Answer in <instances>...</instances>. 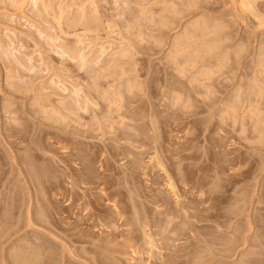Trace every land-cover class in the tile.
Here are the masks:
<instances>
[{
  "label": "rangeland",
  "instance_id": "rangeland-1",
  "mask_svg": "<svg viewBox=\"0 0 264 264\" xmlns=\"http://www.w3.org/2000/svg\"><path fill=\"white\" fill-rule=\"evenodd\" d=\"M238 1L0 0V175H4L0 182V200L3 194L11 190H22L20 192H24L26 206L28 203L32 204L31 198H28L30 195L26 192L28 185L24 182L25 169L22 168L21 171L17 165L18 156L24 152L20 149L24 150L29 139L48 134L50 138L47 136L48 140L46 137L44 139L50 151L40 146L37 153L44 154V161H37V164L46 167L52 183L59 186L45 198L50 200V210L61 214L60 217L67 225L73 226L78 220L82 224L81 219H85V215L91 211L102 218L119 211L118 214L121 213L125 216L123 218L131 221L129 229L135 230L134 234L139 235V227L134 220L135 214L139 212V217L146 218L145 222L149 220L146 222L147 229L153 236L156 235L155 241L159 245V242L166 241L165 246H162L163 243L160 246L167 248L169 245L172 248L167 249L171 252L173 246L180 247L185 245V241H190V245H201L199 254L196 245L194 248L197 252L195 255L200 256H196L198 261L203 260L202 264H238L240 261L244 264L248 260L247 264L254 260L264 263V243H261L264 239L258 238L259 235H264V0L256 1L248 11L244 8L243 11ZM77 50H81L86 56L85 65L77 58L74 61L70 58L71 53ZM28 59H31L30 63ZM85 99L88 102L87 111L78 110L80 104L76 101L82 103ZM118 105L124 110L116 114L119 111ZM73 108L75 109L70 110ZM125 109L128 111L125 112ZM119 113H125L123 120L127 121L121 120ZM11 126L24 133L27 144L19 142L16 137L8 138L10 133H7V128ZM150 130L156 134L155 137ZM118 132H124L127 136ZM115 134L123 137H114ZM60 135L64 136L61 137L63 141L70 140L74 143H59ZM151 136L165 149V153L166 150L175 153L186 144V138L193 139L189 143L191 150L185 153L190 160L176 163L175 167L180 170L185 165H190L191 168L195 167L192 168L193 171L201 170L197 172L199 176L206 177L210 174L212 177L215 175L214 168L222 169L217 180L212 179L213 184L210 185L217 187L225 196L222 200L212 202L221 213L220 220L217 219L219 223L214 220L195 223L198 220L190 217L194 214L193 210L191 215L190 211L187 212L189 216L181 213L188 222L185 223L187 228H191L189 222H193L194 228H204L203 234L197 233L201 229L197 231L195 228L197 232L193 233L195 230L191 228V231H186L187 235L184 233L181 236L178 233L180 237L177 238V232L175 236L174 232L168 231L171 226L166 229L162 223L165 218L161 215L158 218H164L161 222L165 227L163 234V229L158 230L161 224L157 226L152 222L158 212L154 210L153 203L151 205L149 202L152 196L164 197L163 206L167 208L162 206L160 211L172 210L176 208V204L173 196L165 189V180L160 172L144 169L146 175H142V168L149 159L148 155L152 153L149 148L154 145L148 139ZM141 140L146 143L144 149H140V144H137ZM6 141L21 144L17 146L18 149L14 147L16 150L8 147ZM156 142L155 146L158 148ZM161 146L158 149L163 151ZM70 150L73 151V157L68 159L66 153ZM169 152L166 154L171 157ZM113 157L115 158L112 159ZM176 157L174 155L171 158L175 161ZM62 159L70 161L68 164L72 171L65 169ZM136 160L141 162V166L139 162L135 166L136 169L137 166L139 168L137 171L132 167V163H137ZM83 167L88 172L91 170L95 179L89 182L85 180L86 182H82L84 185L80 184V189L90 194V198L77 202L76 196H80L82 192L71 187L74 182L66 174ZM102 181L110 182H105L109 190L101 195L100 192L105 188ZM180 185L177 187L178 194L182 196L179 200L187 202L189 194L184 195V186ZM116 193L118 195L112 196ZM84 202L90 205L86 212L83 210ZM77 204L82 206L78 207ZM194 206L202 208L199 204ZM33 209L35 212V207ZM13 213L7 216V223L11 224L8 227L11 229L18 221L24 223L23 214L26 211ZM179 219L180 216L176 220ZM182 220H179L180 223L184 222ZM185 224L183 227H186ZM115 225L105 222L106 227L101 226L99 230L80 225L78 229L85 233L82 239L68 238L52 226H48L52 231L46 230V233L42 227H23L19 232H7L9 236L6 231L0 230L4 233L0 235V264H5L10 250L21 240L32 239L33 236L47 241L54 251L51 256L53 261L50 263L51 260H43L44 264H97L95 255L84 251L90 249L85 241L93 235V238L104 234L107 236L114 229L122 231L124 235L126 228L118 229ZM62 228L65 227L62 225ZM165 229L169 232L166 234L171 241L166 240ZM118 232H115L117 236ZM205 233L219 239L210 243L209 238L206 240L205 237H209V234ZM196 234L200 242L190 239ZM119 239L117 242L122 244L126 237L123 241ZM167 249L162 251L164 256L169 254ZM141 256H136L135 260L143 263L147 257ZM118 258L120 264H128L125 263L128 258Z\"/></svg>",
  "mask_w": 264,
  "mask_h": 264
},
{
  "label": "bare ground",
  "instance_id": "bare-ground-1",
  "mask_svg": "<svg viewBox=\"0 0 264 264\" xmlns=\"http://www.w3.org/2000/svg\"><path fill=\"white\" fill-rule=\"evenodd\" d=\"M256 1H258V0H239L238 1V3H239V5L242 7V10H243V8L245 9V11H248V10H251V8H253L254 7V4L256 3ZM189 5V4H188ZM168 7V6H167ZM197 7V6H196ZM50 8V7H49ZM169 8V7H168ZM173 8V7H172ZM47 9V8H46ZM52 9V8H51ZM185 9V8H184ZM190 9V8H189ZM172 10V9H171ZM44 11H47V10H44ZM170 11V10H169ZM244 11V10H243ZM165 12H166V10H165ZM179 12V11H178ZM188 12V11H187ZM181 13V12H180ZM248 13V12H247ZM174 14V13H173ZM176 14V13H175ZM82 15H84V14H82ZM87 17V16H86ZM82 18H85V17H82ZM87 20V19H86ZM169 21V20H168ZM167 21V22H168ZM165 22V21H164ZM159 23H162V22H159ZM207 23V22H206ZM196 24V23H195ZM201 24V23H200ZM194 25V24H193ZM197 25V24H196ZM205 24H203V26H204ZM210 25V24H209ZM202 26V25H201ZM163 27V26H162ZM186 27V26H185ZM197 27V26H196ZM192 28V27H191ZM204 29H206L205 27H204ZM223 29V28H222ZM221 29V30H222ZM202 30V29H201ZM189 31H190V29H189ZM194 31H195V29H194ZM197 31V30H196ZM203 31V30H202ZM202 31H200V32H202ZM183 32V31H182ZM187 32V31H186ZM191 32V31H190ZM199 32V31H198ZM216 32V31H215ZM223 33V32H222ZM218 34V33H217ZM205 36V35H204ZM182 37V36H181ZM188 37V36H187ZM190 37V36H189ZM193 37V36H192ZM54 38V37H53ZM218 38V37H217ZM51 39V38H50ZM49 39V40H50ZM176 39H178V38H176ZM221 40V39H220ZM225 40V39H224ZM178 41H179V39H178ZM181 41L183 42V40L181 39ZM10 42V41H9ZM156 42V41H155ZM182 42H181V44H182ZM79 43V42H78ZM77 43V44H78ZM180 43V42H179ZM184 43V42H183ZM188 43V42H187ZM129 44V43H128ZM135 44V43H134ZM176 44V43H175ZM211 44V43H210ZM1 45V44H0ZM178 45V44H177ZM208 45V44H207ZM7 46V45H6ZM76 46H78V45H76ZM132 46V45H131ZM179 46H180V44H179ZM204 46V45H203ZM134 47V46H133ZM176 47V46H175ZM182 47V46H181ZM1 48V47H0ZM12 48V47H11ZM10 48V49H11ZM69 48V47H68ZM73 48H75V47H73ZM179 48V47H178ZM15 49V48H14ZM102 49V48H101ZM181 49V48H180ZM198 49V48H197ZM5 50V49H4ZM9 50V49H8ZM13 50V49H12ZM75 50V49H74ZM133 50V49H132ZM179 50V49H178ZM14 51V50H13ZM66 51H69V50H66ZM70 51H72V50H70ZM81 51V50H80ZM79 50H77L76 52H73V53H71V52H68V53H71V56H70V58L72 57V60L73 59H78V60H80L79 62L82 64H84L85 65V62H86V56L84 55V54H82V51L80 52ZM204 51V50H203ZM6 52H7V50H6ZM9 52V51H8ZM17 52V51H16ZM62 52H63V50H62ZM101 52V51H100ZM105 52V51H104ZM179 52V51H178ZM14 53V52H13ZM18 53V52H17ZM84 53V52H83ZM97 53V52H96ZM180 53V52H179ZM208 53V52H207ZM243 53V52H242ZM66 54V53H65ZM176 54V53H175ZM182 54V53H181ZM180 54V55H181ZM7 55H8V53H7ZM6 55V56H7ZM14 55V54H13ZM12 55V56H13ZM70 55V54H69ZM95 55V54H94ZM123 55V54H122ZM178 55V54H177ZM15 56V55H14ZM68 56V55H67ZM88 56V55H87ZM100 56H101V54H100ZM121 56V55H120ZM129 56V55H128ZM168 56V55H167ZM171 56V55H170ZM223 56V55H222ZM262 56V55H261ZM9 57H10V55H9ZM24 57V56H23ZM22 57V58H23ZM94 57V56H93ZM174 57V56H173ZM176 57V56H175ZM238 57V56H237ZM4 58V57H3ZM10 58H12V57H10ZM180 58V57H179ZM12 59H15V58H12ZM167 59V58H166ZM174 59V58H173ZM16 60V59H15ZM29 60V63H30V60L31 59H28ZM27 60V61H28ZM74 61V60H73ZM100 61V60H99ZM175 61H177V60H175ZM15 62V61H14ZM17 63V62H16ZM79 63V64H80ZM92 63V62H91ZM96 63V62H95ZM118 63H120V62H118ZM87 64V63H86ZM126 65V64H125ZM169 65V64H168ZM175 65H176V63H175ZM81 66H83V65H80V67ZM172 66V65H171ZM87 67V66H86ZM126 67V66H125ZM180 67V66H179ZM22 68V67H21ZM83 68V67H82ZM81 68V69H82ZM119 68V67H118ZM191 68H192V66H191ZM190 68V69H191ZM86 69V68H85ZM134 69V68H133ZM17 70V69H16ZM83 70V69H82ZM132 70V69H131ZM193 70V69H192ZM192 70H191V72H192ZM207 70V69H206ZM210 70V69H209ZM185 72V71H184ZM209 72V71H208ZM180 74V73H179ZM183 74V73H182ZM205 74V73H204ZM208 74V73H207ZM210 74V73H209ZM185 75V74H184ZM190 75V74H189ZM196 75V74H195ZM199 75V74H198ZM206 75V74H205ZM213 75V74H212ZM201 76V75H200ZM211 76V75H210ZM195 78V77H194ZM201 78V77H200ZM208 78V77H207ZM211 78V77H210ZM14 79V78H13ZM133 79V78H132ZM191 80V79H190ZM254 80V79H253ZM20 82V81H19ZM52 82V81H51ZM189 82V81H188ZM206 82V81H205ZM208 82H209V80H208ZM133 83V82H132ZM165 83V82H164ZM198 83H200V82H198ZM203 84V83H202ZM210 84V83H209ZM53 85V84H52ZM139 85V84H138ZM157 85V84H156ZM188 85V84H187ZM195 85H196V83H195ZM147 86V85H146ZM206 86V85H205ZM255 86V85H254ZM52 87V86H51ZM110 87V86H109ZM108 87V88H109ZM112 87V86H111ZM136 87V86H135ZM207 87V86H206ZM257 87V86H256ZM58 88V87H57ZM208 89H209V87H207ZM213 88V87H212ZM260 89V88H259ZM22 90V89H21ZM26 90V89H25ZM113 90V89H112ZM123 90V89H122ZM138 90V89H137ZM141 90V89H140ZM18 91V90H17ZM27 91V90H26ZM79 91V90H78ZM81 91V90H80ZM44 92V91H43ZM256 92V91H255ZM107 93V92H106ZM105 93V94H106ZM120 93V92H119ZM119 93H117V94H119ZM169 93V92H168ZM73 94H74V92H73ZM77 94H79V92L77 93ZM105 94H103V95H105ZM164 94V93H163ZM208 94V93H207ZM259 94V93H258ZM22 95V94H21ZM74 95H76V94H74ZM103 95H102V97H103ZM110 95V94H109ZM141 95H143V93L141 94ZM50 96V95H49ZM108 95L106 94V97H107ZM121 96V95H120ZM78 96H75V98H77ZM106 97H104V98H106ZM110 97V96H109ZM119 97V96H118ZM185 97V96H184ZM203 97V96H202ZM236 97V96H235ZM74 98V99H75ZM82 98V97H81ZM86 98V97H85ZM108 98V97H107ZM117 98V97H116ZM121 98H123V97H121ZM120 98V99H121ZM178 98V97H177ZM109 99V98H108ZM153 99V98H152ZM37 100H38V98H37ZM40 100V99H39ZM109 100H111V99H109ZM113 100V99H112ZM118 101V100H117ZM169 101V100H168ZM176 101H178V100H176ZM78 104H80V106H79V109L78 110H83V111H87V109H86V107L88 106L87 104H88V102L86 101V99H85V101H82V103L80 102V101H76ZM113 102V101H112ZM112 102L110 103V104H112ZM164 102V101H163ZM35 103V102H34ZM114 104L116 103V101H114L113 102ZM121 103V102H120ZM140 103V102H139ZM142 103V102H141ZM148 103V102H147ZM82 104V105H81ZM113 104V105H114ZM149 104V103H148ZM175 104V103H174ZM75 105H76V107H77V104L75 103ZM121 105V104H120ZM120 105H118L119 107H118V109L117 110H119V111H117L116 112V114L118 113V112H120V111H123L124 109H122V107L120 106ZM127 105V104H126ZM129 105V104H128ZM131 105V104H130ZM135 105V104H134ZM33 106H36V105H33ZM32 106V107H33ZM68 106V105H67ZM71 106H72V104H71ZM70 106V107H71ZM116 106V105H115ZM229 106V105H228ZM74 107V106H73ZM38 108V107H37ZM40 108V107H39ZM62 108H64L63 107V105H62ZM112 108V107H111ZM160 108V107H159ZM183 108V107H182ZM251 108V107H250ZM4 109H6V108H4ZM59 109H61V108H59ZM75 108H73V109H70V110H74ZM77 109V108H76ZM122 109V110H121ZM239 109V108H238ZM58 110V109H57ZM56 110V111H57ZM70 110H68V112L70 111ZM111 110V109H110ZM110 110H109V112H110ZM133 110H135V109H133ZM223 110V109H222ZM255 110V109H254ZM253 110V111H254ZM60 110H58V113H61V112H59ZM126 111H128V110H126L125 109V112ZM237 111V110H236ZM44 112V111H43ZM78 112V111H77ZM132 112V111H131ZM131 112L129 113V114H131ZM244 112V111H243ZM256 112V111H255ZM5 113V112H4ZM111 113V112H110ZM113 113V112H112ZM134 113V112H133ZM221 113V112H220ZM231 113V112H230ZM247 113V112H246ZM153 114V113H152ZM213 114V113H212ZM227 114V113H226ZM50 115V114H49ZM52 115V114H51ZM119 115L120 116H122L121 117V120H123L124 119V117L126 116L125 115V113H122V114H120L119 113ZM124 115V116H123ZM132 115V114H131ZM134 115V114H133ZM225 115V114H224ZM253 115V114H252ZM251 115V116H252ZM63 116V115H62ZM76 116V115H75ZM227 116V115H226ZM14 117V116H13ZM59 117V116H58ZM7 118V117H6ZM18 118H20V117H18ZM51 119V118H50ZM53 119V118H52ZM55 119V118H54ZM60 119V118H59ZM147 119V118H146ZM58 120V119H57ZM101 120V119H100ZM107 120V119H106ZM120 120V121H121ZM223 120H225V119H223ZM234 120V119H233ZM19 121V120H18ZM110 121V120H109ZM123 121H127V120H123ZM243 121H244V119H243ZM16 122V121H15ZM56 122V121H55ZM60 122V121H59ZM103 122V121H102ZM117 122V121H116ZM122 122V121H121ZM12 123V122H11ZM119 123V125H120V122H118ZM117 123V124H118ZM150 123V122H149ZM223 123V122H222ZM232 123V122H231ZM234 123V122H233ZM232 123V124H233ZM17 124V123H16ZM54 124V123H53ZM101 124V123H100ZM151 124H153L152 122H151ZM14 125V124H13ZM116 125V124H115ZM118 125V126H119ZM122 125V124H121ZM131 125V124H130ZM150 125V124H149ZM124 126V125H123ZM240 126H242V125H240ZM125 127V126H124ZM168 127V126H167ZM262 127V126H261ZM111 128H112V126H111ZM110 128V129H111ZM122 128V127H121ZM152 128V127H151ZM189 128V127H188ZM242 128V127H241ZM103 129V128H102ZM123 130V129H122ZM131 130V129H130ZM188 130V129H187ZM220 130V129H219ZM72 131V130H71ZM116 131V130H115ZM115 131H114V133H115ZM151 131V133H152V130H150ZM183 131V130H182ZM24 132V131H23ZM113 132V131H112ZM139 132V131H138ZM7 133H10V135L8 136V138H12V137H16L17 138V140H19V142H23V143H25V141H27L26 140V138L24 137L25 135H23L24 133H22V131L20 130V129H18V128H16L15 126H11V127H9V128H7ZM78 133V132H77ZM117 133V132H116ZM119 133H123L124 134V136L126 135L127 136V134H125L124 132H118V134ZM185 133V132H184ZM59 134H61V133H59ZM101 134V133H100ZM134 134V133H133ZM189 134V133H188ZM261 134V133H260ZM121 135V134H120ZM137 135V134H136ZM152 135L154 136V135H156V134H153L152 133ZM193 135V134H192ZM47 136H48V134H46L45 136H39V137H33L34 139H29L28 141V145H24L25 147H23L24 148V150L23 149H20V150H22V154L20 155L19 154V156H18V158H19V161H17L18 162V167L21 169V171H23L22 170V168H24L25 169V171H24V182H26V184L28 185V187H27V193H28V195H30V196H28V198H31V200H32V204H30L31 206H32V209L35 207V212H33L34 211V209H33V211H32V209L30 208L31 206L29 205V203H28V205L26 206V204H25V202H24V199H23V193L22 192H20V191H22V190H13V192H12V190L9 192V193H6L5 195L3 194V196H2V199L0 200V230H2V231H6V233L7 232H9V231H12L13 230V232L16 230V231H18L19 232V230H21V229H24L23 227H30V226H38V227H42L43 228V230H44V233H46L45 231L47 230V232H50V231H52V230H50L49 228H48V226H52V227H54V228H56V229H59L60 231H61V233L62 234H65V236L66 237H68V238H79V239H82L83 238V235L85 234V233H83V231H81V230H79L78 228L79 227H81L80 225H86V226H88V227H90V228H92L93 230H99L100 229V227L101 228H105L106 226H105V222H107V223H112V225L114 224H118V225H115V228H120V227H123V228H126V230L124 231V235H123V233H122V231L121 232H118V231H116L117 229H114V232H112L111 234H108L107 232V236H106V234H104V235H102L101 237H95V238H93L95 235H93V237L91 238V239H89V240H87V241H85V243H87L89 246H90V249L89 250H84L85 252H88V253H92L93 255H95L96 256V259H95V256H94V260H95V262H97V264H109V263H116V264H120V262H119V258L118 257H120V258H122V257H125V259L126 258H128V259H126L127 261H125V263H127L128 262V264H202V262H203V260H202V262L199 260L198 261V259H197V255L199 254V251H198V249H201L200 247H201V245H198L197 246V244L198 243H196V241H195V245L197 246H195V245H193L194 243H192L191 245L190 244H188V242L190 243V241H185L186 243H185V245H181L180 247L179 246H176V248H175V246H173L174 247V249H173V251L171 252V248L169 247V245H167L166 243V245L170 248L169 250L166 248V247H162V246H165L164 245V242H166V241H164L163 239H161L162 241H164V242H159V243H161L160 245H162V243H163V245L162 246H160L159 244H158V241H155V239H154V236H156L155 234H154V236L152 235V233H150L149 231H148V225H147V223L146 222H148L147 220H146V222H145V220L144 219H146V218H141V217H139L140 216V214H139V212H138V214H135V216H134V214H133V216H134V220L136 221L135 223L136 224H138V226L137 227H139L138 228V230H139V235H136V234H134V233H136L135 232V230L133 231V230H130L129 229V226H130V223H131V221L129 220V219H125V218H123V217H125V216H123V215H121V213L120 214H118L119 213V211H118V213L117 212H115V213H112V214H110L109 216H107V217H101L100 215H97V214H95L94 212L93 213H91L90 211V213H88L87 215H85V219H81V222H82V224H79L78 222H79V220H78V222L77 223H75V224H73V226H70V224H66V222H64L63 221V218L62 217H60V215L61 214H59L57 211H55V209H54V211L55 212H53L52 210H50V208H52V207H49V198L47 199V198H45V196L47 195V194H49V193H54L55 192V190L56 189H58V185H55V184H53L52 182H53V180H51L49 177H48V173H49V171H48V169L46 168V167H43V166H40V165H38L37 164V161H44V159H43V157H44V154L43 153H41L42 155H38V151H40V149H39V147L40 146H42L44 149H46V150H48V151H50L49 150V147H48V145L46 144V139L48 140V138H47ZM109 136V135H108ZM114 136V135H113ZM44 137H46V139H44ZM49 137V136H48ZM61 137H64V136H61L60 135V137H58V142L59 143H61L63 140L61 139ZM67 137V136H66ZM114 137H119L118 135H116L115 134V136ZM123 137V136H122ZM121 136L119 137V138H122ZM155 137V136H154ZM50 138V137H49ZM63 139H65V138H63ZM113 140L115 139V138H112ZM117 139V138H116ZM148 139H150L151 140V144H154V145H152V147H150L149 148V151H152V153L151 154H147L148 156H149V159H148V161H147V163H145L144 165H145V167L144 168H142L143 169V171H142V175L144 176V175H146V173L144 172V169H146V171L148 170V171H150V172H153L154 170H156V171H158V172H160L161 173V175H163V177H164V180H165V184H164V186H165V189H167V191L173 196V198H174V200H175V206H176V208H173L172 210H169V209H164V211H160L159 209H162L164 206V204H165V202H164V197L162 198V196L161 195H159V196H152V200L150 201L149 200V202L151 203H153V205H152V203H151V205L152 206H154V210H157L158 212L156 213V215H155V218L153 217L152 218V222L154 223V224H161L160 226H161V228H159V227H157V228H159L158 230H162L161 232H162V234H163V231H164V226H166V229H168V227H170L171 226V228L170 229H168V231H170V232H174L173 234L176 236V234H175V232H177V238H179L180 236H178V233H180V235L181 236H184V233L187 235L188 233L186 232V231H191L193 228H194V226H192L194 223L192 222V223H190L189 222V224H191L190 225V227L192 228H187V226L188 225H186L185 223H188L187 221H185L184 220V216L181 214V213H183L184 215L187 213V212H189L190 213V215H191V210H193V212H194V214H192L190 217H192V218H194V219H192V220H195V219H197L198 221L197 222H195V223H199L200 224V222L202 223V222H204V223H206V222H209V220H214L216 223H217V221H218V223H219V218L221 217V213H219V209L218 208H216V206L215 205H213L212 204V202H215V201H218V200H222L223 199V197H225L224 196V194H222L223 192H219L218 190H217V187H212V186H210L211 184H213L212 183V179H215L216 178V180H217V178H218V176L222 173V169L221 168H214V170H215V175L214 176H210V174L209 175H207L206 177H203V176H199L198 174H197V172H201V170H199V171H197L196 172V170H192V168H194L195 169V167H193L192 166V168H191V166L190 165H185L184 166V168L182 167V170H180L179 168H176L175 166H176V163H178V164H180L181 162H183V161H188V160H190V157H189V155L188 154H185V153H187L188 151H190L191 150V145H189V143H190V141L192 142L193 141V139L192 138H186L185 139V142L184 143H186V144H188V145H186V144H184L183 146H181V147H179L178 149H179V151H177V152H175V153H173L172 151L171 152H169V151H167L166 150V153L167 152H169L172 156L171 157H173L174 155L175 156H177L175 159L177 160V162H175L174 161V159L173 158H171V157H168V155L165 153V149H163V147L161 146V145H159L155 140H154V138L151 136V138H149L148 137ZM204 139V138H203ZM50 140H52V139H50ZM103 140V139H102ZM149 140V141H150ZM61 141V142H60ZM65 141H67L68 142V140H64L63 142H65ZM140 141V140H139ZM142 141V140H141ZM3 142V141H2ZM58 142H56L57 144H59ZM69 142H70V140H69ZM68 142V143H69ZM155 142L157 143L156 145L158 146V148L161 146L162 147V149H163V151H160L156 146H155ZM22 143V144H23ZM71 144L72 143H74V142H70ZM137 143V142H136ZM5 144V143H4ZM6 144L8 145V147L10 146L12 149L14 148V147H16L17 148V146L19 147V145L21 144H17L16 142H14V143H12V142H8V141H6ZM25 144H27V143H25ZM70 144V145H71ZM137 144H140V149H144L143 147H145L146 146V143H144V141H142V142H139V143H137ZM150 144V145H151ZM62 145H64V144H62ZM75 145V144H74ZM28 146V149L26 148ZM88 146V145H87ZM180 146V145H179ZM6 147V146H5ZM69 147V146H68ZM16 148H14V149H16ZM41 148V147H40ZM42 148V149H43ZM63 148V147H62ZM66 147H64V149H65ZM18 149V148H17ZM16 149V150H17ZM43 149V150H44ZM63 149V150H64ZM68 149V148H67ZM73 149V148H72ZM161 149V150H162ZM172 149V148H171ZM3 150H6V148L5 149H3ZM8 150H10V149H8ZM66 150V149H65ZM76 150V149H75ZM78 150V149H77ZM176 150V149H175ZM104 151V150H103ZM19 152V151H18ZM21 152V151H20ZM43 152V151H42ZM65 152V151H64ZM144 152V151H143ZM143 152H142V154H143ZM1 153V152H0ZM66 153V152H65ZM115 153H117V151H115ZM114 153V154H115ZM146 153V152H145ZM168 153V154H169ZM6 154V153H5ZM113 154V155H114ZM118 154V153H117ZM117 154H115V157L117 156L118 157V155ZM140 154H141V152H140ZM164 154H166V155H163ZM204 154V153H203ZM141 156V155H140ZM66 157L68 158V159H71L72 157H73V151L72 150H70V152L69 153H66ZM103 157V156H102ZM112 157V156H111ZM115 157H113L112 159H114ZM54 158V157H53ZM68 159H62L61 161L64 163H62L63 165H65V169L67 168L68 170H70V171H72V168L70 167V165L68 164V163H70V161L68 160ZM165 159H166V161H165ZM74 160V159H73ZM137 161V160H136ZM136 161H134V162H136ZM138 162L139 161H137V163L135 164V163H132L134 166H132L133 168L138 164ZM169 163V164H168ZM141 164V162H139V166H141L140 165ZM108 165V164H107ZM16 166V165H15ZM173 166H174V168H173ZM216 167V166H215ZM17 168V167H16ZM109 168V167H108ZM123 168V167H122ZM19 169V170H20ZM134 169H136V167L134 168ZM134 169H133V171H134ZM137 169H139L138 168V166H137ZM137 169H136V171H137ZM90 170V169H89ZM109 170V169H108ZM113 170V169H112ZM126 170V169H125ZM1 171V170H0ZM132 171V170H131ZM135 172V171H134ZM149 172V173H150ZM21 173V172H20ZM70 173V172H69ZM66 174V176L68 177V178H70L72 181L71 182H74V184L73 185H71V187H73V188H77V189H79L78 191H80L81 189H80V184H82V185H84V183H82V182H86L85 180H87V182H89V181H92L93 179H95V178H93V175H92V173H91V170H90V172H88V170L86 169V168H81V169H79V170H75L74 171V173L72 172V173H70V174ZM89 173H91V174H89ZM124 173V172H123ZM132 174H133V172H131ZM64 174V173H63ZM62 174V175H63ZM22 175V174H21ZM65 175V174H64ZM120 175V174H119ZM123 176H125V175H123ZM128 176V175H127ZM127 176H126V181H127ZM130 176H132L131 174H130ZM15 177V176H14ZM3 178H4V175H0V182H2L3 181ZM8 178V177H7ZM111 178V177H110ZM128 178H129V176H128ZM21 179V178H20ZM106 179H108V178H106ZM116 179V178H115ZM125 180V179H124ZM215 180V181H216ZM214 181V180H213ZM218 181H220V180H218ZM226 181V180H225ZM70 182V181H69ZM103 183V185L105 186V188L100 192L101 193V195H102V193L104 194V192H106L107 190H109V188H106L107 187V183H105V182H110V181H102ZM58 183V182H57ZM181 184V185H180ZM184 186L183 188H184V192H183V194L184 195H186V194H189V197H187L186 199H188L187 200V202H185V201H180L179 200V198H180V196L181 195H179L178 193V191H177V187L178 186ZM155 186V185H154ZM7 188V187H6ZM90 188V187H89ZM16 189H18V188H16ZM22 189V188H21ZM25 190V189H24ZM23 190V191H24ZM225 190V189H224ZM78 191L76 192V193H78ZM88 191V190H87ZM80 192H82V194L79 196V195H77L76 197H77V202H80L81 200H83V199H88V198H90V194H88V193H85V191H84V189H83V191L81 190ZM2 194V193H1ZM45 194V195H44ZM74 195H75V193H74ZM116 195H118L117 193L116 194H113L112 196H116ZM134 195V194H133ZM168 195V194H167ZM110 196H111V194H110ZM111 196V197H112ZM161 196V197H160ZM50 197H52V195L50 196ZM95 197V196H94ZM137 197V196H136ZM155 197V198H154ZM171 197V196H170ZM182 197V196H181ZM186 197V196H185ZM184 197V198H185ZM192 197V198H191ZM109 198V197H108ZM146 198V197H145ZM92 199V198H91ZM149 199H151V196H150V198ZM98 201V200H97ZM167 201V200H166ZM180 201V202H179ZM197 201V202H196ZM224 201H226V200H224ZM29 202H30V199H29ZM88 202V201H87ZM132 202V201H131ZM195 202V204L196 205H198L199 204V206L201 207L202 206V208H199L198 206H196V207H198L199 209H196V207L194 206L193 207V205H195V204H193ZM222 202V201H221ZM27 203V202H26ZM85 204H83L84 205V209L83 210H85V212H86V210H87V207L88 206H90L89 205V203H86V202H84ZM149 203V204H150ZM95 204V203H94ZM239 205V204H238ZM26 206V207H25ZM30 206V207H29ZM77 206L78 207H80V206H82V204L79 206V204H77ZM163 206V207H162ZM170 206V205H169ZM162 207V208H161ZM115 208V207H114ZM114 208H112V209H114ZM164 208H167L166 206L164 207ZM116 209V208H115ZM18 212V213H20V212H22L23 211V213L26 211V213H24L23 214V216L25 215V219H24V223L23 222H21V221H18L15 225L13 224V229H11L10 227H8V225H11V224H9V223H7V220H9V219H7L8 217L7 216H9V214L10 213H12V214H14L13 212ZM32 211V212H31ZM135 211V210H134ZM136 212V211H135ZM134 212V213H135ZM182 215V217H181V215ZM189 213H187V215L189 216ZM22 214V213H21ZM151 214V213H150ZM158 214V215H157ZM238 214V213H237ZM153 215H154V213H153ZM162 216V217H164L165 218V220H164V218H162V220H164L165 222H162V220L160 219L159 220V216ZM187 215H185V216H187ZM223 215L224 214H222V217H223ZM226 215V214H225ZM23 216H21V217H23ZM143 216V215H142ZM146 216V215H145ZM157 216V217H156ZM180 216V218L181 219H179L180 221L182 220V221H184V222H181L180 223V221L179 220H176V219H178V217ZM227 216V215H226ZM225 217V216H224ZM223 217V218H224ZM238 217V216H237ZM248 217V216H247ZM18 219L20 218V217H17ZM141 220H140V219ZM188 218V217H187ZM80 219V218H79ZM167 219V220H166ZM171 221H170V220ZM189 219V218H188ZM217 219H219V220H217ZM21 220V219H20ZM23 220V219H22ZM142 220H144V221H142ZM169 220V221H168ZM177 221V223H175V222H172V221ZM138 221H139V223H138ZM150 221H151V219H150ZM178 221H179V223H178ZM250 221V220H249ZM11 222V221H10ZM117 222V223H116ZM119 222H120V225H119ZM152 222H149V223H152ZM164 224V226H163V224ZM248 222V221H247ZM99 223V224H98ZM217 223V224H218ZM60 224H62L65 228L63 229L62 228V225H60ZM172 224V225H171ZM174 224V225H173ZM180 224H181V227H180ZM186 225V227L184 226L183 227V225ZM249 224V223H248ZM253 224V223H252ZM156 225L154 226V227H156ZM196 225V224H195ZM107 226H108V224H107ZM133 226V225H132ZM158 226V225H157ZM252 226V225H251ZM12 227V226H11ZM83 227V226H82ZM112 227V226H111ZM114 227V226H113ZM131 227V226H130ZM163 227V228H162ZM16 228V229H15ZM34 228V227H33ZM36 228V227H35ZM90 228H88V229H90ZM129 230H128V229ZM182 228H187V229H189V230H187V229H182ZM195 228L197 229V231L199 230L200 231V229L197 227V226H195ZM194 228V232L193 233H195V232H197L196 231V229ZM219 228V227H218ZM8 229H11V230H8ZM82 229V228H81ZM165 229V230H166ZM204 228H202L201 229V231L200 232H197V233H201V234H203V232H202V230H203ZM83 230V229H82ZM111 230H113V228L111 229ZM151 230V229H150ZM217 230V229H216ZM101 231V230H100ZM167 230L165 231V237H166V240L167 241H169L171 238L169 237V235L167 236V234H169V232H168ZM1 232V231H0ZM23 232V231H22ZM41 232H42V230H41ZM109 232V231H108ZM115 232L117 233L118 232V236L115 234ZM138 232V231H137ZM156 232H158V231H156ZM3 232H1L0 233V235L2 234ZM5 233V234H6ZM16 233V232H15ZM53 233V232H52ZM102 233H103V231H102ZM167 233V234H166ZM172 233H170L171 234V236H172ZM190 233V232H189ZM4 234V233H3ZM49 234H51V233H49ZM206 235H208L207 233H205ZM205 234H204V236H205ZM7 235L9 236V233H7ZM6 235V236H7ZM158 235V234H157ZM191 235V234H190ZM3 236H5V235H3ZM52 236L53 237H55L54 236V234H52ZM86 236V235H85ZM92 236V235H91ZM124 236V237H123ZM192 236V235H191ZM202 236L204 239H205V237H206V240H207V238H209V239H211V238H213L214 236L212 235L211 236V234H209L208 236L209 237H207V236ZM230 236V235H229ZM258 236V235H257ZM260 237H258V238H261V239H264V238H262V237H264V235H259ZM2 237V236H1ZM41 237V236H40ZM88 237V236H87ZM125 238L126 237V239H125V241L122 243V244H120L119 242H117V239L118 238H120L119 240H121V241H123L122 239L123 238ZM161 237V236H160ZM164 237V236H163ZM162 237V238H163ZM167 237H168V239H167ZM173 237V236H172ZM194 237H196V239L194 238ZM200 237V236H199ZM3 238V237H2ZM9 238V237H8ZM13 238V237H12ZM57 238V237H56ZM4 239H5V237H4ZM3 239V240H4ZM190 239H194V240H197L198 238H197V234L194 236L193 235V237L191 238L190 237ZM203 239V240H204ZM208 239V242H214L213 240H216L217 241V239H219V238H213L212 240H209ZM230 239V238H229ZM188 240V239H187ZM198 240H200V239H198ZM197 240V242H200V241H198ZM1 241V240H0ZM82 241V240H81ZM160 241V240H159ZM171 241V240H170ZM262 241V240H261ZM62 242V241H61ZM84 242V241H83ZM173 242V241H172ZM176 241H174V243H175ZM205 242H207V241H205ZM207 242V243H208ZM170 243V242H169ZM245 243H246V241H245ZM261 243H264V241H262ZM179 244V243H178ZM200 244V243H199ZM203 244V243H202ZM1 245V244H0ZM5 245V244H4ZM64 245V244H63ZM173 245V244H172ZM175 245V244H174ZM193 245V248L191 247ZM228 245V244H227ZM194 246L197 248V252H198V254L197 255H195V253H197L196 251H195V248H194ZM86 247V246H85ZM178 247V248H177ZM199 247V248H198ZM164 249H167L168 251H169V254H165L166 256H164L163 254H162V251L164 250ZM2 250H3V248H2ZM1 250V252H3ZM68 250V249H67ZM167 250H165V251H167ZM5 251V250H4ZM67 252H70V251H67ZM171 252V253H170ZM53 253H54V251H53V249L48 245V243H47V241L45 242V241H42V239H40L39 237H37V236H33V238L31 239H25V240H21V242H19V244H17L15 247H14V249H12V251L10 250V252H9V254H8V257H7V261L5 262V264L7 263V264H44V262H43V260H51V256H53ZM70 254H71V252H70ZM204 254V253H203ZM3 255V254H2ZM141 255H144V256H146L147 258L144 260V262L143 263H141L140 261V263L138 262V261H136L135 260V257L137 256H141ZM256 255V254H255ZM243 256V255H242ZM166 257V258H165ZM243 257H246V256H243ZM251 257H252V254H251ZM141 258H142V256H141ZM196 258V259H195ZM198 258H200V256L198 255ZM249 258H250V255H249ZM241 259H242V257H241ZM240 259V260H241ZM245 259V258H244ZM246 259H248V258H246ZM245 259V260H246ZM250 259H253V258H250ZM3 260V259H2ZM87 260V259H86ZM93 260V261H94ZM122 260V259H121ZM53 260H51V261H49L50 263L52 262ZM124 261V260H123ZM242 261H244V260H242ZM250 260H248V262H249ZM256 261V262H255ZM47 262V261H46ZM241 262V261H240ZM240 262H238V264H240ZM247 262V261H246ZM245 262V263H246ZM247 262V263H248ZM253 262V261H252ZM252 262H250L249 264H255V263H257V264H264V263H261L260 261H258V260H254V262L252 263ZM260 262V263H259ZM244 263V264H245ZM246 263V264H247ZM46 264V263H45ZM49 264V263H48ZM88 264V263H87ZM241 264H243V262H241Z\"/></svg>",
  "mask_w": 264,
  "mask_h": 264
}]
</instances>
